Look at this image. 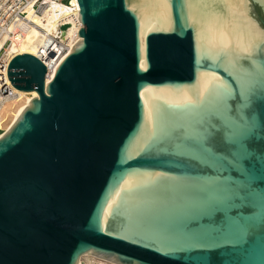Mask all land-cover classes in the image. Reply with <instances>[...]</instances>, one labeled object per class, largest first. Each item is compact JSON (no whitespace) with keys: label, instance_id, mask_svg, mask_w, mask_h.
<instances>
[{"label":"water","instance_id":"water-1","mask_svg":"<svg viewBox=\"0 0 264 264\" xmlns=\"http://www.w3.org/2000/svg\"><path fill=\"white\" fill-rule=\"evenodd\" d=\"M77 3L46 84L7 67L0 264H264V0Z\"/></svg>","mask_w":264,"mask_h":264},{"label":"built area","instance_id":"built-area-1","mask_svg":"<svg viewBox=\"0 0 264 264\" xmlns=\"http://www.w3.org/2000/svg\"><path fill=\"white\" fill-rule=\"evenodd\" d=\"M78 15L79 7L73 0H0V109L16 95V88L7 76L8 64L16 54L8 57V47L18 43L30 29L36 27L40 34L33 55L45 65L46 78L49 73H54L58 60L70 48V43L61 37L62 26L67 21H77ZM35 17L47 28L35 22ZM3 131L0 126V134Z\"/></svg>","mask_w":264,"mask_h":264},{"label":"bare ground","instance_id":"bare-ground-1","mask_svg":"<svg viewBox=\"0 0 264 264\" xmlns=\"http://www.w3.org/2000/svg\"><path fill=\"white\" fill-rule=\"evenodd\" d=\"M73 3L76 4V6L78 5L77 0H73ZM47 19H48V16H47ZM34 20H35V22H37L41 26L47 28L44 25V23L41 22V20L38 19L37 17H35ZM65 25H66V28L62 32V36L61 37H62L63 40H67L70 43V48H71L72 45L80 38V36L78 35V30L82 26V23H81V21L78 18L77 21H75V20L67 21V23ZM39 34H40V31L36 27H33L32 29H30L25 34V36L21 40H19L18 43L8 47L7 56L10 57L13 54H22V53H29V54H32V55L34 54L35 55L36 40L38 39ZM65 55H63L60 59L58 57V59H59L58 60V64L65 57ZM52 76H53V73H49L47 75V77L45 78V84H46V82H48L52 78ZM15 91H16V95L14 97H12L10 100L6 101L2 105V107L0 109V126L2 128L4 127L3 128L4 131H6V130H8L10 128V126L15 122V120L21 114V112L26 107V105L29 103V101L33 97H37L38 96V93L35 90L23 91V90L16 89ZM28 95H30V97L27 98ZM23 98H25V101L22 102L16 109H14V106L17 104V102L22 101ZM8 107H9V109H8ZM9 116H11V119L5 125V122H6V120H7V118ZM3 132L0 134V136L3 134ZM87 255H90V256H87ZM82 256H84L88 260H91V259L95 260V259L98 258L97 260H100V261L101 260H104V261H107V262L110 261V260H106V259H104V258H102L100 256L93 255L91 253H84V254H82L80 256V258ZM91 256H94V257H91ZM80 258H79V262H80ZM79 262H78V264H80ZM112 262L113 261H110L109 263H111V264L115 263V262H113V263ZM115 264H118V263H115Z\"/></svg>","mask_w":264,"mask_h":264},{"label":"rangeland","instance_id":"rangeland-1","mask_svg":"<svg viewBox=\"0 0 264 264\" xmlns=\"http://www.w3.org/2000/svg\"><path fill=\"white\" fill-rule=\"evenodd\" d=\"M66 0H64V2H65ZM28 97H30V95H28L27 96V98ZM25 101V98H23V100L22 101H19V102H17V104L14 106V109H16L22 102H24ZM10 107V106H9ZM9 107H8V109H9ZM12 112V111H11ZM12 116V115H11ZM11 116H9L8 118H7V120H6V122H5V125L10 121V119H11ZM4 128V127H3ZM87 256H90V255H87ZM91 257H94V256H91ZM96 258V257H95ZM98 259V258H97ZM97 259H91V260H88L87 258H85L84 256H82L81 258H80V261L82 260L83 261V264H111V263H109V262H107V261H104V260H97ZM107 260V259H106ZM113 263V262H112ZM115 264V263H114Z\"/></svg>","mask_w":264,"mask_h":264}]
</instances>
